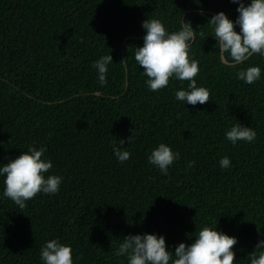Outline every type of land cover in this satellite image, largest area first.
<instances>
[{"label": "trees", "instance_id": "obj_1", "mask_svg": "<svg viewBox=\"0 0 264 264\" xmlns=\"http://www.w3.org/2000/svg\"><path fill=\"white\" fill-rule=\"evenodd\" d=\"M237 7L231 0H0V163L35 143L47 147L50 173L64 178L58 193L38 194L23 209L0 200V264H42L41 246L57 237L71 244L77 264H127L115 253L128 234L158 233L175 246L214 221L239 238L234 264H250L264 239V79L246 84L235 73L264 69V57L227 67L207 25L219 11L235 20ZM147 18L172 31L182 19L205 26L192 52L208 102L175 101L188 81L148 88L135 60ZM110 53L102 86L92 65ZM237 122L256 130L255 142L225 138ZM120 139L132 154L123 163L111 147ZM162 142L180 153L167 175L148 162ZM223 156L230 168L220 167Z\"/></svg>", "mask_w": 264, "mask_h": 264}, {"label": "clouds", "instance_id": "obj_2", "mask_svg": "<svg viewBox=\"0 0 264 264\" xmlns=\"http://www.w3.org/2000/svg\"><path fill=\"white\" fill-rule=\"evenodd\" d=\"M231 2L238 5L235 20L224 11H219L208 20L207 25H211L214 33L212 37L216 40L218 61L227 67L237 68L255 55L264 57V0ZM142 28L145 32L143 46L135 47V60L148 77L145 81L148 88L155 92L168 87L170 80L188 81L187 88L176 90L175 101L193 106L208 102L211 90L198 85L196 77L200 72V61L192 52L197 38L205 37V26L193 27L190 20L182 19L181 27L172 31L160 18H147L142 22ZM112 63L111 53L93 62L92 66L102 86L107 84L108 66ZM119 64L126 69L127 58ZM235 75L246 84H254L264 79V69L258 64L252 65L239 68ZM136 131L135 128L133 135ZM225 138L233 145L239 141L253 143L257 139V132L237 122L225 132ZM124 145L123 139L111 145L114 156L121 163L129 160L132 155ZM46 152V146L37 147L34 143L15 159L0 163V177L4 184L0 200L10 199L23 209L38 194L54 195L60 191L64 178L50 173L53 161ZM178 159L180 153L163 142L148 155V162L164 175L168 174L170 166ZM194 163L192 161L190 165ZM219 165L222 169L230 168L231 158L223 156ZM189 239L191 243L180 242L169 246L166 237L158 233L128 234L120 242L115 254L126 257L127 264H234L237 255L234 246L239 243V238L218 230V222L205 223ZM170 247H174V251ZM255 249L260 251L250 254V264H264V239L258 241ZM40 260L42 264H77L79 257L74 259L71 244L57 237L43 243Z\"/></svg>", "mask_w": 264, "mask_h": 264}]
</instances>
